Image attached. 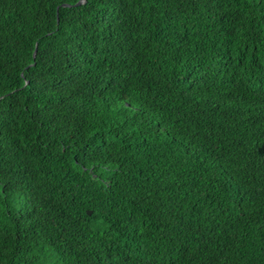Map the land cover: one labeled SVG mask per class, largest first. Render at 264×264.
Wrapping results in <instances>:
<instances>
[{"label":"trees","instance_id":"trees-1","mask_svg":"<svg viewBox=\"0 0 264 264\" xmlns=\"http://www.w3.org/2000/svg\"><path fill=\"white\" fill-rule=\"evenodd\" d=\"M78 1L0 0V264H264V0Z\"/></svg>","mask_w":264,"mask_h":264},{"label":"water","instance_id":"water-1","mask_svg":"<svg viewBox=\"0 0 264 264\" xmlns=\"http://www.w3.org/2000/svg\"><path fill=\"white\" fill-rule=\"evenodd\" d=\"M82 1H83V0H79V1L77 2V4H78V3H81ZM62 5L64 6V5H66V4H62ZM32 55H34V52H33ZM87 213H89V211H87Z\"/></svg>","mask_w":264,"mask_h":264}]
</instances>
